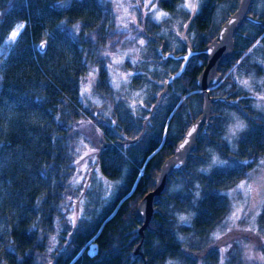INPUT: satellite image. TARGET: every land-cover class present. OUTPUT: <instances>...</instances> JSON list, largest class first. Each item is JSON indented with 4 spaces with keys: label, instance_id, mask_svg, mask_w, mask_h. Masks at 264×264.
I'll return each instance as SVG.
<instances>
[{
    "label": "trees",
    "instance_id": "16d2710c",
    "mask_svg": "<svg viewBox=\"0 0 264 264\" xmlns=\"http://www.w3.org/2000/svg\"><path fill=\"white\" fill-rule=\"evenodd\" d=\"M240 1L201 0L199 13L191 15L180 10L183 0H156L169 14L164 23L142 13L123 32L136 31L131 44L141 50L123 63L127 74L134 75L120 91L111 84L113 61L105 55L112 28L106 30L101 22L104 0H0L3 264H220L216 235L232 211L231 199L221 194L246 179L264 157V100L258 99L264 96V25L244 22L235 34L236 51L219 68L223 82L211 90L228 102L212 105L210 126L199 132L185 166L170 175L143 235L135 210L154 189L163 161L176 151L202 105L196 79L206 57H193L184 74L163 92L164 81L181 62L162 60L159 47L176 54L184 52L186 44L202 49ZM220 6L227 13L217 22ZM250 14L264 22V0H253ZM20 24L24 28L16 41L5 43ZM123 33L119 37L125 39ZM45 41L47 47L40 50ZM176 41L179 48L174 47ZM91 77L94 94L105 103L81 97ZM238 80H249L252 90L239 86ZM134 93L141 97L132 104ZM232 113L246 122L235 149L224 139ZM96 129L103 145L93 157L95 163L92 153L85 156V168L80 158L88 153V135ZM214 152L221 159L255 163L244 166L243 172H201ZM92 169L94 184L81 191ZM96 174L117 182L107 199L99 197L103 182ZM185 214L190 215L182 223L179 217ZM72 216L75 224L69 220Z\"/></svg>",
    "mask_w": 264,
    "mask_h": 264
},
{
    "label": "rangeland",
    "instance_id": "374dc122",
    "mask_svg": "<svg viewBox=\"0 0 264 264\" xmlns=\"http://www.w3.org/2000/svg\"><path fill=\"white\" fill-rule=\"evenodd\" d=\"M154 2L156 3V0H154ZM103 3L107 6V8L103 9L101 22H103L106 25L105 26L106 30L108 28H112V32H111L112 39L109 40L110 41L109 45L112 46L111 48H114V47L117 48L116 50H110L109 49L110 46L109 45L107 46L106 45L107 43H106L105 44L106 53L109 54L107 55V57L110 58L112 61L114 60L121 61V63H114V62L112 63L111 65L112 68L110 69V72H111V75L113 76H112V80L110 81L114 88L120 91H123L122 86L124 85L125 81L121 77L127 76V72L124 70V67L126 66H123V63L127 59H134L135 57L137 58L141 50V48L136 46L135 43L131 44V40L132 38L135 37L136 31L135 33H123V32L128 31L130 22H133L134 24V22L137 21L138 15L141 16L142 13H145L146 16L148 14L152 16V12L150 11L151 6L149 5L148 7H145L146 0H104ZM225 9H226L225 6L218 7L217 12H216L217 22L223 21L224 15L227 13ZM180 10L185 11L182 8H180ZM155 11L157 12L162 11V12L167 13L164 9L160 8L157 5V3H156ZM168 16L165 18H161L159 23H164V21L168 18ZM154 21L157 22L156 20ZM125 25H127V27H125ZM119 32L123 33L124 35L126 34V38L125 39L120 38L119 35L121 33ZM137 35L138 34H136V36ZM137 37L135 38V41H137ZM174 47L179 48L180 43L176 41V44L174 45ZM126 53L127 55H125ZM113 80H115V82L120 85L119 88L113 85L112 83ZM128 80H129V77L127 81ZM94 84H95L94 77L89 78L84 83L83 89L90 85V93H86L84 98L86 100L96 101L99 104L105 103L106 102L105 98H102L101 96L100 98L99 95L94 94L93 92ZM163 86H164V83H163ZM137 96L139 98L141 97L137 95V93L132 94V97H130V99L132 98L131 99L132 104H134V101L137 100L136 99ZM235 122H239L243 124L244 126H246V122L237 113H232L230 115V122L228 126H231ZM238 134L239 132L237 133V137H238ZM226 135H228L227 131H226L225 136ZM237 137H230V139L227 140L232 149H235ZM88 139H89L88 142L90 143V147H91V148L89 147L88 153L89 154L92 153L90 156L93 158L96 155V152H98V150L101 149L103 145L102 139L98 138L97 133H94V134L90 133L88 135ZM93 148L96 149L94 152L91 151ZM213 154L219 156L215 152ZM261 159H264V157L260 158L259 161ZM84 161L87 162V165H88V159L86 157L84 160H82V163ZM84 165L85 163H83V165L81 166L84 167ZM93 169L91 170L89 175L86 177L87 178L86 184L90 187L93 186L94 181H95V179L93 178ZM251 173L254 174V178L252 180H249L248 183H251L253 185L254 190L256 191H254L252 195H250L247 198V204L244 203L245 198L243 194H234L235 198L234 199L230 198L232 211L235 210L233 209V205L235 204L237 208L242 206L245 211L249 212V215L247 217H244L243 213H241L240 220H229L228 219L226 226H224L222 230L218 231L216 235V238L219 237L217 239V245L215 247L216 249L218 250L224 249V248H227L228 245H231L230 248H227L226 252L222 253V256L224 257V264H264V260L260 259V257L263 256V249H264V227H263L264 226V193H262L261 195L256 194V192L259 191V185L256 182L257 178L261 177L262 174L264 173H262L260 170H257V165L255 166V168L253 169ZM96 175L100 177L101 181L103 182V185L101 187V194L99 195V197L102 199L109 198L115 192L117 182L107 180L103 176H100L99 174H96ZM236 186L233 187L232 189H235ZM78 210H79L78 206L75 205V213H76L75 216H77ZM257 211L260 212V215L256 216L255 220L253 221L252 216L255 215ZM189 215L190 214H185L183 216L188 217ZM250 226L253 227L254 229H259L260 230L259 234H257L255 231L253 232L245 231V229H247ZM93 247L94 245L91 244V248ZM246 254H250L253 257V259L251 260L246 259L245 258ZM175 264H180V263L175 262Z\"/></svg>",
    "mask_w": 264,
    "mask_h": 264
},
{
    "label": "water",
    "instance_id": "95a60500",
    "mask_svg": "<svg viewBox=\"0 0 264 264\" xmlns=\"http://www.w3.org/2000/svg\"><path fill=\"white\" fill-rule=\"evenodd\" d=\"M252 3L253 0H241L237 9L220 26L217 35L202 49H194L190 44H186L185 51L176 54L175 52H165L164 46L159 47L158 51L162 60L171 59L181 62L179 68L165 80L163 92L167 90L174 80L184 74L193 57H206V65L196 79V86L199 89L198 92L201 94L202 105L199 115L191 121L183 139L178 143L176 151L163 161L155 179L154 189L148 192L136 207V218L142 224L139 229L140 235L144 234L146 228L152 222L155 205L161 199L170 175L185 166L196 147L199 132L201 130L206 132L210 126L212 122V105L220 101L228 102L224 97L213 96L211 90L218 87L223 81L219 68L223 63L229 62L232 59L236 51L234 36L244 22H249L254 25H264L261 19L250 14ZM230 20H234L235 23L229 24ZM40 50L44 49L40 48ZM190 53L191 55H189ZM184 57H188V59L184 60ZM193 128L196 130L193 132L192 137H188V133ZM186 138L189 140V144H186L183 149H180V145L184 143ZM108 145L111 147L115 146L114 143H109ZM178 149L180 150L178 151ZM177 165L179 166L177 167Z\"/></svg>",
    "mask_w": 264,
    "mask_h": 264
},
{
    "label": "snow or ice",
    "instance_id": "6c2138e0",
    "mask_svg": "<svg viewBox=\"0 0 264 264\" xmlns=\"http://www.w3.org/2000/svg\"><path fill=\"white\" fill-rule=\"evenodd\" d=\"M199 2L200 0H183V2L181 3L180 5V8L184 9L186 12H188L189 14H192V15H196L199 13L200 9H199ZM151 6L150 7V11L152 12V16H151V19H154L156 20L157 22H159L161 20V18H165L168 16L167 13L165 12H157L155 11L156 9V3L154 2V0H146V3H145V7H148V6ZM235 21L234 20H230L229 21V24H234ZM125 27H127V25H125ZM183 27H187V25H183ZM24 28V25L23 24H20L16 27L13 28V30L10 32L9 36L7 37V41H5V43H8V42H11V43H14L17 39V37L20 35V30ZM76 31H79V28L78 26H76L75 28ZM53 39H55V36L52 37ZM95 37H93L94 39ZM139 43L141 45H144L145 44V41L143 39H141L139 41ZM39 47L41 49H44L45 47H47V41L41 43L39 45ZM255 47V45H254ZM211 51V50H210ZM249 51H251V49H249ZM105 55H109L108 53H105ZM127 55V53L125 54ZM191 55V53L189 54ZM184 60H187L188 57H184L183 58ZM114 63H121V61L119 60H114L113 61ZM0 63H2V61H0ZM131 63H136V61H131ZM237 63H239V61H237ZM90 76L92 75V73L89 74ZM134 74L133 73H128L127 76H122L121 78L127 82V79L128 77H131L133 76ZM113 85L117 88H119V84L115 82V80L112 81ZM237 84L243 88H247L249 91L252 90V87L249 83V80H238L237 81ZM86 93H90V85L88 87H85L83 89V91H81L80 95L81 97H84ZM137 95H139V93H137ZM258 99L260 100H264V96H259ZM134 107V106H133ZM235 119V118H233ZM83 123V122H81ZM89 124L91 123V121L88 122ZM111 123L115 124V121H112ZM245 129V126L239 122H235L234 124H232L231 126H228L226 131L228 133V135H226L224 137L225 140H229L230 137H237V133L238 132H241V131H244ZM196 129L193 128L192 131H190L188 133V137H192V134L193 132L195 131ZM96 133H99V129H96L95 130ZM186 144H189V140L186 138L184 140V143L180 145V149H183L185 147ZM178 149V151L180 150ZM96 149L93 148L91 151H95ZM89 153H84V156H81V160H84V157L85 156H88ZM210 159V163H209V166L208 168H202L200 169L201 172H208L210 171L212 168H216L218 169L219 173L220 174H230L231 172H243L244 170V166H250L251 163H255V161H248V160H243V161H240V160H228V159H220L219 156L217 155H210L209 157ZM92 162L95 163V159L92 158ZM76 163H80V161H76ZM179 165H177L178 167ZM84 167L86 168L87 167V162H85V165ZM83 170V169H82ZM257 170H260L262 173H264V159H261L259 161V163L257 164ZM256 171V170H254ZM247 179L244 180V181H241L235 189H232L231 191L229 192H226V193H222L221 196L222 197H227V198H235L234 197V194H243L244 196V203L247 204V198L252 195V193L256 190H254L253 188V185L251 183H248L249 180H252L254 178V174L253 173H246L245 174ZM75 179V178H74ZM84 179L83 176H81L79 179H76L75 182L77 185H80V181H82ZM257 184L259 185V191L256 192L257 195H261L262 193H264V174H262L261 177L257 178ZM84 187H88L87 184H84L81 186V191L83 190ZM199 187V186H197ZM197 197H199V192L196 193ZM68 199H71V197H69ZM81 203H83L81 201ZM233 210L231 212V215L229 216V220H240L241 219V213H243V216L244 217H247L249 215V212L248 211H245L244 208L241 206L239 208L236 207V205L234 204L233 205ZM251 210V209H250ZM249 210V211H250ZM260 215V212L257 211L255 213V215L252 216V220L254 221L256 216H259ZM188 219V217H185V216H180L179 217V220L183 223V222H186ZM69 220L75 224V216H72V217H69ZM225 224H227V221L225 222ZM231 230V229H229ZM245 231H249V232H253L255 231L257 234H259V229H254L253 227H248L247 229H245ZM219 237H217L218 239ZM54 239V237H53ZM231 245H228L227 248H230ZM227 248H224V249H219V251L221 253L223 252H226L227 251ZM51 251V248L49 249ZM246 259L248 260H251L253 259V257L250 255V254H246ZM261 260H264V256L260 257ZM0 264H3V261L0 260ZM21 264H22V261H21ZM167 264H175L174 261H168ZM220 264H224V257L221 256V259H220Z\"/></svg>",
    "mask_w": 264,
    "mask_h": 264
}]
</instances>
